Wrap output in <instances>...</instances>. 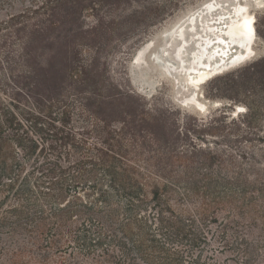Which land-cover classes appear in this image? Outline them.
Here are the masks:
<instances>
[{"label": "trees", "instance_id": "trees-1", "mask_svg": "<svg viewBox=\"0 0 264 264\" xmlns=\"http://www.w3.org/2000/svg\"><path fill=\"white\" fill-rule=\"evenodd\" d=\"M108 1L39 0L0 22L19 45L0 64V264H47L52 250L72 258L58 264H222L206 254L208 223L242 264H264V148L178 141L225 128L251 140L264 59L232 86L253 95L245 115L170 117L86 57L104 43Z\"/></svg>", "mask_w": 264, "mask_h": 264}, {"label": "rangeland", "instance_id": "rangeland-1", "mask_svg": "<svg viewBox=\"0 0 264 264\" xmlns=\"http://www.w3.org/2000/svg\"><path fill=\"white\" fill-rule=\"evenodd\" d=\"M36 1L39 0L0 2V22ZM205 1L208 0H109L106 5L100 7L97 14L104 20V43L102 40H100L102 45L101 42L97 43V54L95 51L87 50L88 56L86 57L99 56L100 60L96 64L105 79L123 85L124 89L136 98L142 97L149 103L171 107L173 112L170 117H178L182 120L213 118L221 121L226 118L243 116L248 112V104L253 95L249 90H246V95L238 93L232 89V86L234 81L240 80L241 76L249 72L255 62L264 59V0L243 1L246 9L256 17L257 34L252 58L244 64L214 76L202 84L198 91H194L193 87L188 85L186 77L178 72L182 71L183 66H180V70L178 66L191 63L194 48L198 46L199 40L191 38L186 19ZM235 1L237 0H215L219 3V7L199 17L197 14L196 30L206 34L204 29H207V25L213 21V18L229 15L225 12L232 11L236 4ZM85 12L86 18L83 21L87 27L95 23L97 18L93 17L91 12ZM180 25V30H182L178 33L181 35L179 39L183 40L181 44L180 40L176 39V35H170L171 37L168 35L172 33L174 26L178 28ZM3 34L0 33V64L5 67L8 55L12 58L15 53L14 51L11 55L9 51L18 49L19 45L13 37L4 41ZM185 38L188 39V43L183 46ZM223 38L226 40L225 36ZM219 43V39L213 35L210 48L216 46L217 55L222 53L224 47L222 42V45ZM179 47L183 48L178 58L175 50L178 52ZM210 48L205 57L208 53L210 55ZM194 92L197 93L199 99L197 101L192 99L196 97ZM247 131V128H244L241 132L251 140L239 137L236 133L234 135L230 129L225 128L221 133L204 134L200 137L193 134L188 139L178 141L181 146H191L194 143L193 139H196L195 143L213 148L219 147V149L235 154L243 150L260 153L264 145L257 140L259 137L257 135L264 136V116L253 133L247 134ZM220 219L222 220V216ZM204 233L209 240L205 246L208 256L215 254L217 262L222 264H242L241 261L244 258L242 255H235L236 252L223 249V243L220 242L218 235L221 234V227L218 223H208V226L204 227ZM228 239L236 242L234 236L230 235ZM50 252L53 260L47 264H58L63 260L72 259L65 251L53 253L52 250Z\"/></svg>", "mask_w": 264, "mask_h": 264}, {"label": "bare ground", "instance_id": "bare-ground-1", "mask_svg": "<svg viewBox=\"0 0 264 264\" xmlns=\"http://www.w3.org/2000/svg\"><path fill=\"white\" fill-rule=\"evenodd\" d=\"M243 1L244 0L235 1L236 4L234 5L232 11L225 12L229 15H221L215 19L213 18V21L207 25V29H204V31L206 30V34L196 30V16L198 14L199 17V15L207 12L208 9L209 11L207 13L213 11L219 7L218 2H215V0L205 1L198 7V9L190 13L187 19L185 18L188 22L191 38L197 39L199 42L198 46L194 48L195 50L193 51V56L191 57V63L188 65L179 64V70L180 66H183V68H181L182 71L178 72L186 77L188 85L193 87L194 91H198L202 84L206 83L214 76L244 64L254 55V45L257 34L256 17L248 9H246ZM248 22H250V24ZM221 24L222 26H220ZM173 28V31H171L172 33L168 35H176V39L180 40L181 44L183 42V40L179 39L181 36L179 33L182 30H180L181 25L178 28L175 26ZM168 35L167 37H169ZM209 35L211 37H209ZM213 35L219 39V44L222 45L223 43L224 46L222 53L219 55L216 54L218 52L216 46L210 48ZM223 36H225L226 40H224ZM186 43H188L187 38H185L183 46H186ZM182 48L179 47V49H177L179 50L178 52L174 49L175 55L178 58L180 57ZM209 48L211 49V53L210 55L208 53L207 57H205ZM195 94L196 97L192 99L197 101V93ZM193 104L196 105L194 102ZM197 108L199 107L197 106Z\"/></svg>", "mask_w": 264, "mask_h": 264}, {"label": "water", "instance_id": "water-1", "mask_svg": "<svg viewBox=\"0 0 264 264\" xmlns=\"http://www.w3.org/2000/svg\"><path fill=\"white\" fill-rule=\"evenodd\" d=\"M209 11V9L207 10V12ZM169 34V33H168Z\"/></svg>", "mask_w": 264, "mask_h": 264}, {"label": "snow or ice", "instance_id": "snow-or-ice-1", "mask_svg": "<svg viewBox=\"0 0 264 264\" xmlns=\"http://www.w3.org/2000/svg\"><path fill=\"white\" fill-rule=\"evenodd\" d=\"M250 24V22H248Z\"/></svg>", "mask_w": 264, "mask_h": 264}]
</instances>
